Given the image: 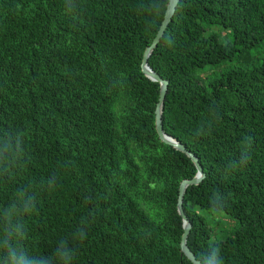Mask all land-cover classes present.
I'll list each match as a JSON object with an SVG mask.
<instances>
[{"label": "trees", "instance_id": "1", "mask_svg": "<svg viewBox=\"0 0 264 264\" xmlns=\"http://www.w3.org/2000/svg\"><path fill=\"white\" fill-rule=\"evenodd\" d=\"M168 1L0 0V232L30 252L193 264L177 204L197 169L159 139L160 84L141 69ZM263 43L264 0H180L148 60L169 81L165 133L205 173L183 204L203 264H264ZM199 210L233 233L213 241Z\"/></svg>", "mask_w": 264, "mask_h": 264}, {"label": "water", "instance_id": "2", "mask_svg": "<svg viewBox=\"0 0 264 264\" xmlns=\"http://www.w3.org/2000/svg\"><path fill=\"white\" fill-rule=\"evenodd\" d=\"M179 1L180 0H169L168 1L167 8H166L165 15H164L163 21L161 23V26H160L155 38L153 39L152 43L146 48V50L143 54L141 69L147 78H149L153 82H157L160 84L159 99H158L156 109H155V126H156V131H157V134L159 136V139L163 143L170 145L173 148H175L176 150L186 154L192 160V162L194 163V165L197 169V172H196V175L194 178L186 179V180H183L181 182V184L179 186V195H178L177 207H178V213L181 216L182 221H183V229H184V232H183V235L181 238V242H180L181 253L183 255H185L187 257V259L190 262H192L193 264H203V262L201 260H199L196 257V255L190 250V248L187 244L188 237H189V234L191 232L192 224L189 221V219L185 213L183 204H184V196H185L187 189L191 186L199 185L203 181V179L205 178V173H204L203 167L201 166V164L199 162V158L194 153L189 151L185 147V145H183L181 142H179L175 138H173V137H171L165 133V131L163 129L162 116H163L164 103H165L166 95L168 92L169 81L162 79L158 73H156L155 71H153L151 69V67L149 66V63H148L149 57L151 56L153 51L157 48V46L161 42V39L163 38L169 24L171 23L174 15H175Z\"/></svg>", "mask_w": 264, "mask_h": 264}, {"label": "clouds", "instance_id": "3", "mask_svg": "<svg viewBox=\"0 0 264 264\" xmlns=\"http://www.w3.org/2000/svg\"><path fill=\"white\" fill-rule=\"evenodd\" d=\"M84 239L86 235L81 238V242ZM72 255L73 249L68 248L66 243L50 255L30 252L18 240L13 241L7 230L0 232V264H72Z\"/></svg>", "mask_w": 264, "mask_h": 264}, {"label": "rangeland", "instance_id": "4", "mask_svg": "<svg viewBox=\"0 0 264 264\" xmlns=\"http://www.w3.org/2000/svg\"><path fill=\"white\" fill-rule=\"evenodd\" d=\"M216 30H219V27L216 26ZM222 35H225L227 32L220 30ZM230 37V36H228ZM230 39V38H229ZM226 39H224L225 41ZM251 57L254 60V62H263L264 61V43L260 45L257 49L252 50L251 52ZM241 63H245V61L241 60ZM233 65H243L239 64L238 62H233V63H228L227 65H223L219 68H207V72L203 73L201 76L205 77L206 75L212 73V70L216 72V74H219L225 67L227 66H233ZM212 69V70H211ZM199 214L205 219L206 223L211 229V236L213 241L214 240H223L226 237L230 236L235 227L236 223L232 221L230 218L223 214H216L215 212L211 211H202L199 210Z\"/></svg>", "mask_w": 264, "mask_h": 264}]
</instances>
